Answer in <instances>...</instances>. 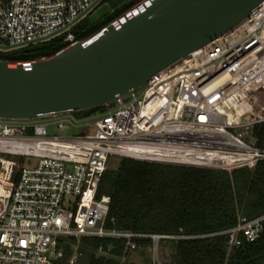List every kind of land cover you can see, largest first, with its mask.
<instances>
[{"label": "built area", "instance_id": "built-area-1", "mask_svg": "<svg viewBox=\"0 0 264 264\" xmlns=\"http://www.w3.org/2000/svg\"><path fill=\"white\" fill-rule=\"evenodd\" d=\"M107 4L106 0H0V53L64 37ZM264 88V1L242 25L208 42L155 74L148 84L107 113L40 120L0 118V264H56L62 240H122L128 251L151 239L153 264L160 243L178 239L125 232L109 218L111 197L100 194L110 157L138 162L253 171L264 149L232 130L264 125L243 123L253 112L250 97ZM57 124L94 130L79 136H49ZM253 135V136H252ZM255 139V138H254ZM264 215L241 216L221 233L230 248L258 241ZM104 245L99 255H106Z\"/></svg>", "mask_w": 264, "mask_h": 264}, {"label": "trees", "instance_id": "trees-1", "mask_svg": "<svg viewBox=\"0 0 264 264\" xmlns=\"http://www.w3.org/2000/svg\"><path fill=\"white\" fill-rule=\"evenodd\" d=\"M144 1L106 0L110 6L106 20L91 24L88 16L73 30L75 40H87ZM69 46L64 37H59L19 51L0 53V59L13 64L41 61ZM263 94L264 88L250 97L254 108L251 114L257 118L264 117ZM100 109L78 115L86 117ZM254 137L261 148L264 125L255 127ZM99 192L111 197L109 218L115 219L116 229L180 237L161 241L162 253L169 249L168 256L163 258L165 264H264V233L258 241L234 248L221 235L235 227L241 216L255 219L264 215V160L253 171H228L120 158L118 168H109L104 174ZM101 245L107 251L110 249L106 255L98 254ZM152 245L151 239L139 240L138 248L130 252L122 240L67 238L62 240L63 255L56 264H132L128 258L137 253L143 264H151L148 251Z\"/></svg>", "mask_w": 264, "mask_h": 264}, {"label": "water", "instance_id": "water-1", "mask_svg": "<svg viewBox=\"0 0 264 264\" xmlns=\"http://www.w3.org/2000/svg\"><path fill=\"white\" fill-rule=\"evenodd\" d=\"M264 0H145L85 41L29 64L0 59V118L81 114L127 98L157 73L248 20ZM103 5L90 16H108Z\"/></svg>", "mask_w": 264, "mask_h": 264}, {"label": "rangeland", "instance_id": "rangeland-1", "mask_svg": "<svg viewBox=\"0 0 264 264\" xmlns=\"http://www.w3.org/2000/svg\"><path fill=\"white\" fill-rule=\"evenodd\" d=\"M105 18H103L102 21H105L106 20ZM88 27L91 28V26H88ZM29 63H31V62H26L24 64H29ZM142 92H143L142 90L137 91L136 92L137 96H140L142 94ZM261 97H262V102L264 103V94L261 95ZM116 106H117V103H110L109 105H107L105 107H102L97 113L92 114V115L107 113L109 110L114 109ZM92 115H89V116H92ZM77 117L81 118L83 116L77 115ZM256 119H260V118L252 116V114H250L247 117H245L242 121H243V123H248V122L254 121ZM232 132H234L236 134H239V133L243 134L244 136H246L248 138V141H250L252 143L255 142V140H256V139H254L255 137L253 139L250 138V136H251V134L253 132L251 130L246 131V129H242V130L241 129H237V130H232ZM47 133H48L49 136H79V135H82L83 133L84 134H92V133H94V130L91 129V128L87 129L86 131L85 130H81V129L70 128L68 130L61 131L58 128L57 124H52V125H49L47 127ZM261 148L264 149V142H263ZM119 163H120V158L119 157H110V161H109L108 167L110 168L111 171L116 170L118 168V166H119ZM159 251H160V262H161V264H165L166 261L163 260V258H164V256H168L169 249L166 250L164 252V254L162 253L161 248L159 249ZM148 253H149V256L152 257V254H150V251H148ZM141 257L142 256H140L138 253L137 254H131L129 256V258H128V262H130L132 264H138L139 262L142 263V261H141L142 258ZM152 263H153V261H152Z\"/></svg>", "mask_w": 264, "mask_h": 264}]
</instances>
